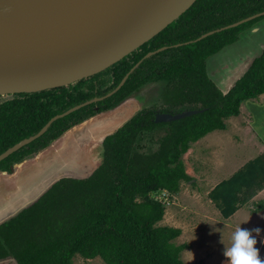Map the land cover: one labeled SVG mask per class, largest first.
Returning a JSON list of instances; mask_svg holds the SVG:
<instances>
[{"label": "trees", "instance_id": "16d2710c", "mask_svg": "<svg viewBox=\"0 0 264 264\" xmlns=\"http://www.w3.org/2000/svg\"><path fill=\"white\" fill-rule=\"evenodd\" d=\"M264 12V0H198L163 32L100 74L71 85L36 93L0 95V155L36 135L53 117L114 91L112 97L56 121L38 140L0 163V171L32 160L69 130L117 109L150 83H165L166 106L143 109L103 141L102 164L84 179L63 178L33 205L0 225V258L18 264H73L100 258L105 264H186L177 245L179 228L159 226L165 215L157 195L180 191L192 182L183 155L194 144L238 117L248 100L264 95V51L234 86L223 93L209 78L207 60L239 41L240 34L264 18L203 35ZM168 49L145 59L150 52ZM184 106L183 110L179 107ZM159 109V110H157ZM204 112L171 123H156L159 113ZM168 131L149 154L135 150L140 134ZM264 189V153L249 161L209 198L229 219ZM156 194V196H155Z\"/></svg>", "mask_w": 264, "mask_h": 264}, {"label": "water", "instance_id": "95a60500", "mask_svg": "<svg viewBox=\"0 0 264 264\" xmlns=\"http://www.w3.org/2000/svg\"><path fill=\"white\" fill-rule=\"evenodd\" d=\"M197 1L85 0L75 9L77 0H0V95L52 90L99 74L159 35ZM263 16L258 13L209 32L197 42ZM167 49L150 52L145 59ZM143 60L114 91L53 117L36 135L1 154L0 163L40 139L56 121L112 97ZM202 112L159 113L155 122L171 123Z\"/></svg>", "mask_w": 264, "mask_h": 264}, {"label": "rangeland", "instance_id": "374dc122", "mask_svg": "<svg viewBox=\"0 0 264 264\" xmlns=\"http://www.w3.org/2000/svg\"><path fill=\"white\" fill-rule=\"evenodd\" d=\"M263 51L264 18L243 31L238 42L207 60L208 76L223 93H227L246 72L252 61ZM164 87L165 83H150L141 88L140 97L146 106L145 109H161L166 106L168 100L163 94ZM259 99L244 102L240 116L231 117L226 121L230 131L234 130L235 134L231 137L235 143L230 139L221 138L224 143H221L219 148L208 146L204 141L191 144L187 153L190 156L186 158V161L192 164L195 168L194 171L206 170L207 173H210L215 167L211 152L217 148V151L223 153L220 156L223 157L226 166L228 164L240 166L241 162H246L252 156L263 152L261 150L264 149V98L260 103ZM183 108L184 106L179 107L180 110ZM243 129L244 134H241ZM167 131L168 129L162 128L156 129L152 133L140 134L136 141V152L145 155L157 150L160 139L166 135ZM61 166L66 177L84 179L89 174L88 168L73 169L65 163H62ZM189 172L193 173L190 169ZM67 173L70 175H66ZM193 184L199 186L203 192L207 190L205 187L202 188L198 182H185L176 194L170 195L164 192L165 195H157L165 205L166 217L164 216L163 221L166 218L167 226L182 228V235L175 240V243L177 245L187 244L188 248L181 254V258L186 264H228L223 253L225 246H230L232 233L228 234L227 231H233L237 227L236 223L225 221L216 207H212L210 211L205 210V214L202 213V210L195 208L192 201L186 197V189L191 190ZM194 190L197 191V188L194 187ZM192 206L194 208H191ZM243 206H247V203ZM248 206H250L249 211L251 209L252 212L253 208L251 207L254 205L249 204ZM161 223L162 221L158 225ZM222 238L224 244L221 243ZM262 243L259 252L261 259H264V241ZM76 264L105 263L102 259L96 258L89 261L78 260Z\"/></svg>", "mask_w": 264, "mask_h": 264}, {"label": "crops", "instance_id": "0c3cea01", "mask_svg": "<svg viewBox=\"0 0 264 264\" xmlns=\"http://www.w3.org/2000/svg\"><path fill=\"white\" fill-rule=\"evenodd\" d=\"M140 93L141 92L138 91L130 96L117 109L98 115L69 130L32 160H26L20 164H16L17 166L13 172L8 173L0 171V225L16 217L21 211L33 205L56 182L63 178H72L64 176L62 172L63 167L61 166L62 163H65L68 167L73 169L81 170L83 168H88V176L91 175L96 168L102 164L104 155L103 141L105 138L115 133L138 111L146 108L142 102ZM259 98L257 99H259L260 103L264 95ZM234 134V130L230 131L227 124L226 130L214 131L198 142L204 141L208 146H217L219 148L221 143H224L221 138L230 139L235 143L231 137ZM241 134H244V129ZM217 149L211 152L215 167L210 173H207L206 170L194 171L195 168L192 164L186 161V158L190 156L187 154L188 152L186 153L187 155L184 154L182 158L186 173L188 175L190 174L189 169L193 171V173L189 175L193 178L192 182H198L202 188L205 187L207 189L203 192L200 187L195 184H193L191 190L186 189V197L192 201L195 208L202 210L203 214L206 213L205 210L210 211L212 207H216L209 198L210 193L216 186L229 180L249 161L256 159L264 153L263 149L261 150L263 151L261 154L252 156L246 162H241L240 166H231L229 164L226 166L224 165L223 157L220 156L223 155V153L217 151ZM66 175L70 174L67 173ZM184 184L183 182L181 187H183ZM194 187L197 188V191L194 190ZM163 194L165 195V193ZM249 204L254 205L251 207L253 208L252 212L251 209L249 211ZM193 206L191 208H194ZM219 213L222 216L220 211ZM224 220L233 221L236 223L237 227L241 226L249 231L259 228L261 230L260 233L257 235L253 231V236L258 241L256 247L261 249V244L263 245L262 242L264 241V189L258 192L247 203V206H241L233 216ZM166 222L167 220L165 218L159 226H167ZM174 228L182 230L180 227ZM233 231L229 230L227 233L231 234ZM2 251L4 252L0 245V255ZM78 260L86 259L77 255L73 259V264H76ZM0 264H18V262L13 257H6L3 259L1 257Z\"/></svg>", "mask_w": 264, "mask_h": 264}, {"label": "clouds", "instance_id": "9594fccd", "mask_svg": "<svg viewBox=\"0 0 264 264\" xmlns=\"http://www.w3.org/2000/svg\"><path fill=\"white\" fill-rule=\"evenodd\" d=\"M253 231L258 235L261 230L257 228ZM253 231L241 226L235 228L230 246H225L223 253L228 264H264V259H261L259 249L256 247L257 240L253 236Z\"/></svg>", "mask_w": 264, "mask_h": 264}, {"label": "bare ground", "instance_id": "6f19581e", "mask_svg": "<svg viewBox=\"0 0 264 264\" xmlns=\"http://www.w3.org/2000/svg\"><path fill=\"white\" fill-rule=\"evenodd\" d=\"M64 1L68 3L70 0H64ZM84 2L85 0H77V2L74 5V8L75 9L79 8Z\"/></svg>", "mask_w": 264, "mask_h": 264}]
</instances>
